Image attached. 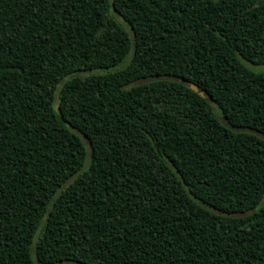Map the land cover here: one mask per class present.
<instances>
[{"label":"trees","instance_id":"trees-1","mask_svg":"<svg viewBox=\"0 0 264 264\" xmlns=\"http://www.w3.org/2000/svg\"><path fill=\"white\" fill-rule=\"evenodd\" d=\"M250 64L264 0H0V264H264Z\"/></svg>","mask_w":264,"mask_h":264},{"label":"rangeland","instance_id":"rangeland-1","mask_svg":"<svg viewBox=\"0 0 264 264\" xmlns=\"http://www.w3.org/2000/svg\"><path fill=\"white\" fill-rule=\"evenodd\" d=\"M119 18L129 28V25L127 24V22L122 17H119ZM130 57H131V54L128 56L126 61H128L130 59ZM250 65L252 66L251 68L255 69L256 71H264V64H261V65L250 64ZM83 74H85V73H83ZM84 141L88 145V141L86 138H84Z\"/></svg>","mask_w":264,"mask_h":264},{"label":"water","instance_id":"water-1","mask_svg":"<svg viewBox=\"0 0 264 264\" xmlns=\"http://www.w3.org/2000/svg\"><path fill=\"white\" fill-rule=\"evenodd\" d=\"M190 86H191V88H192L193 90L199 92L200 95H202V96H206V92H205L204 90H200V88H199L197 85H195L194 83H190Z\"/></svg>","mask_w":264,"mask_h":264}]
</instances>
